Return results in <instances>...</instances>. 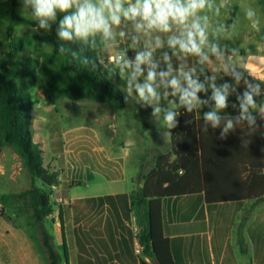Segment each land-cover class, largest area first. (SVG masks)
<instances>
[{
	"label": "crops",
	"instance_id": "obj_1",
	"mask_svg": "<svg viewBox=\"0 0 264 264\" xmlns=\"http://www.w3.org/2000/svg\"><path fill=\"white\" fill-rule=\"evenodd\" d=\"M253 3L208 0L205 8L182 25L185 38L193 19H198L204 29L206 40L200 48L207 75L197 76L195 54L182 51L179 45L166 48L167 53L161 56L147 57L139 67L137 57L127 58L122 66L130 68L133 77L125 79V89L133 102L131 90L139 93L137 86H163L166 76L179 81L182 95L192 91L187 76L201 86L194 103L178 104L176 100L182 95L169 89L167 102L158 105L178 113L193 108L198 117L210 113L216 117H264V41L260 37L264 15ZM249 12L252 18L245 22L240 19V14ZM204 13H215L217 18L205 20L209 16ZM217 38L227 46L231 41L241 45L236 52L229 46L217 48ZM184 58L185 67L180 63ZM149 72L154 73L151 81ZM236 81L245 88L243 94L251 96L252 103L239 94ZM216 86L225 97L223 108H218L213 98ZM142 98L152 100L151 107L157 103L156 95L147 91ZM61 137L59 146L55 143L53 160L48 162L35 130L33 136L43 149L45 166L60 174L59 183L52 187L60 197L61 210L46 217L45 225L62 256L61 264H158L155 258L136 252L135 235H141L147 226L149 208L148 204L139 205L135 194V179L141 173L136 152L111 146L100 129L90 123L70 127ZM79 188L83 190L78 192ZM12 194H5L0 187V264H50L31 214L21 212L23 201L10 197ZM100 197L105 199L101 201ZM10 201H14L12 210ZM161 208L171 264H264V201L208 205L203 194H193L162 199Z\"/></svg>",
	"mask_w": 264,
	"mask_h": 264
},
{
	"label": "trees",
	"instance_id": "obj_2",
	"mask_svg": "<svg viewBox=\"0 0 264 264\" xmlns=\"http://www.w3.org/2000/svg\"><path fill=\"white\" fill-rule=\"evenodd\" d=\"M259 3L264 10V0ZM18 6L19 0H11L12 21L8 31L11 52L6 65L0 67V153L10 147L20 157L31 186L11 197L23 201L22 213L31 214L50 264H61L62 256L45 225L46 217L56 212L55 204L46 202L37 184V179H41L45 185L55 186L60 175L45 166L43 149L33 140L32 113L36 103L28 90L37 85L38 75L34 69L25 67L16 73L21 86L11 78L15 74L13 64L18 51L14 27L32 24L17 15ZM29 7L37 18L56 20L55 26H62L64 18L76 12L75 7L67 11L55 9L53 17H40L35 14L33 0ZM126 20L128 23L141 21L139 17ZM55 26L51 33L57 52L65 56V61L57 65L56 52L48 53L40 67L41 75L46 78L44 95L48 105L55 106L59 98L65 96L72 101L88 99L115 109L139 112L144 109L135 107L125 89L128 83L120 77L121 68L103 62L96 46L98 36L77 34L74 29H68L71 38L66 39L57 35ZM260 37L264 41V29ZM20 43H24L23 39ZM1 44L0 38V47ZM195 57L197 76L207 75L202 54ZM170 133L171 151L160 155L152 170L138 174L135 179L138 204L149 205L148 224L140 235L144 255L155 258L158 264H171L168 240L163 234L162 199L203 194L208 205L264 201L263 116L217 117L214 123L206 117H198L193 108H185L173 116ZM81 183L73 182L74 185ZM142 264L148 263L143 261Z\"/></svg>",
	"mask_w": 264,
	"mask_h": 264
},
{
	"label": "rangeland",
	"instance_id": "obj_3",
	"mask_svg": "<svg viewBox=\"0 0 264 264\" xmlns=\"http://www.w3.org/2000/svg\"><path fill=\"white\" fill-rule=\"evenodd\" d=\"M31 1L19 0V6L16 10L19 17L30 20L32 24H20L14 27L13 34L18 44V51L16 52L13 64L15 74L11 78L17 85L21 86L22 84L16 73L25 67L34 69L38 75L37 85L30 88L28 92L36 103L33 110V115L36 117L32 119V129L42 139L46 160L48 162L53 160L56 152L54 150L55 143L57 145L60 144L61 135L66 129L81 123H90L100 129L103 137L111 146L127 147L135 151L136 162L138 163V167H140L141 173L149 172L160 155L171 151L170 122L166 120V117L169 113L177 116L178 112L162 108V105H158V103L167 102L165 94L169 93V89L182 95L179 90L171 86V81L175 78L173 76H166L163 81L166 82L165 85L160 86L158 83L152 85L153 92L156 95L155 101L157 102L154 107L149 105V102L152 100H146L142 98L140 93H135L134 89L131 90L134 96L135 107L139 105L144 107L141 112L135 109H115L107 104H98L88 99L72 101L65 96H61L55 106L48 105L44 95L46 78L41 75L40 67L48 53L56 52L57 65L65 61V56L57 52L55 39L51 33L56 20L46 21L43 18L35 17L30 11L29 5ZM236 1L242 3L256 2L253 4H257L256 6L261 8L259 10L264 15L259 0ZM92 2L96 3V0H92ZM131 3L134 4L135 0H131ZM73 7L76 8V5ZM124 7H128L127 2H125ZM257 13L258 11L255 12V17H257ZM203 15L209 16L205 18V20L209 21H213L211 17L217 18L215 13L214 16H210V13H204ZM250 18L252 16L248 14H240V19L244 22ZM11 21V0H0V38L2 42L0 47V67H4L10 58L11 49L8 31ZM140 23L144 22L141 21ZM136 25H129L128 21L121 16V21L118 25L111 24L110 35L105 36L102 32H89L86 34L91 37L98 36L96 46L103 61L113 55L121 56L119 61L111 65L113 68H121V79L133 77V74L130 72L131 69H126V65L122 66L127 58H134L140 54H145L146 58L161 56V54L167 53L165 51L166 48L172 47L169 44L171 38H185L183 27L180 24L170 22L171 30L168 32H162L155 28L149 29L146 26L137 29ZM55 27L57 35L61 36L60 33L64 30L63 27ZM21 39H23V44L20 43ZM217 39V48L227 49L229 46L231 51L236 52L237 48L241 45L231 41L227 46L221 38ZM122 57L124 58L123 60ZM185 62V58L180 62L183 67H185ZM235 87H237L240 95L245 92V88L237 81ZM213 91L221 93V90L217 86L213 88ZM242 96L245 95L243 94ZM194 99L191 98V104L194 103ZM176 102L184 106L189 104L182 101L181 98H177ZM48 122L51 123L50 126H47ZM37 184L43 190L46 202L60 204V197L55 194L53 187L45 185L41 179H37ZM30 186L31 181L22 166L20 157L12 148H4L0 153V187L4 190V193H20ZM77 190L81 192L83 189L79 188ZM10 202L9 207L12 210L14 201ZM59 209L61 210V207L58 205V209L55 211L58 212L60 211ZM2 211L3 206L0 205V212ZM35 232L38 234L37 229H35ZM68 253L70 255L71 251L68 250Z\"/></svg>",
	"mask_w": 264,
	"mask_h": 264
},
{
	"label": "clouds",
	"instance_id": "obj_4",
	"mask_svg": "<svg viewBox=\"0 0 264 264\" xmlns=\"http://www.w3.org/2000/svg\"><path fill=\"white\" fill-rule=\"evenodd\" d=\"M125 2L128 3V7H124ZM35 5V14L40 17H53L55 15V9L60 11H67L76 5V12L70 16H66L62 21V27L60 35L63 38L70 39L68 29H74L77 34L86 35L89 32H102L105 36L110 35L111 24L118 25L121 21V16L125 19L135 20L140 18L144 23H138L137 29L147 27L149 29H157L162 32H168L171 30L170 22L180 25H185L190 17H195L196 13L205 8L208 4V0H135V3H131V0H96L93 3L92 0H33ZM249 16L253 13L249 12ZM206 40L204 29L198 22V19H193L186 38H171L169 44L171 46L179 45L180 49L185 52L200 55V45ZM199 41V43H198ZM150 55V54H148ZM146 59L145 54L137 56V67ZM164 75V74H161ZM188 79L189 88L192 91H185L181 96V100L191 104V99L195 98V92L199 91L200 85L195 84ZM149 81L154 79V73L149 72ZM171 86L174 89L179 90V81L173 79ZM140 95L143 97L145 91L151 95H155L150 85L143 87L137 86ZM248 103H252L251 96L245 94ZM216 106L218 108L225 107V97L219 92H214ZM207 120H217L214 113L207 114ZM166 120L171 122L173 120V114L169 113ZM231 127V124H229Z\"/></svg>",
	"mask_w": 264,
	"mask_h": 264
},
{
	"label": "built area",
	"instance_id": "obj_5",
	"mask_svg": "<svg viewBox=\"0 0 264 264\" xmlns=\"http://www.w3.org/2000/svg\"><path fill=\"white\" fill-rule=\"evenodd\" d=\"M120 59H121V56L113 55V56L108 57L103 62L106 63L107 65L111 66V65L115 64L117 61H119ZM135 245H136V252L139 255L143 254L145 247L141 243V236L139 234L135 235Z\"/></svg>",
	"mask_w": 264,
	"mask_h": 264
},
{
	"label": "water",
	"instance_id": "obj_6",
	"mask_svg": "<svg viewBox=\"0 0 264 264\" xmlns=\"http://www.w3.org/2000/svg\"><path fill=\"white\" fill-rule=\"evenodd\" d=\"M57 209H58V205L55 204V205H54V210H57Z\"/></svg>",
	"mask_w": 264,
	"mask_h": 264
}]
</instances>
